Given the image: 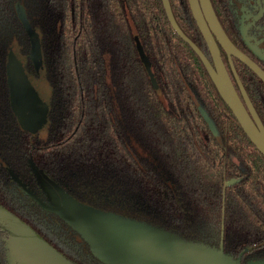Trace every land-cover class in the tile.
<instances>
[{"label": "trees", "instance_id": "trees-1", "mask_svg": "<svg viewBox=\"0 0 264 264\" xmlns=\"http://www.w3.org/2000/svg\"><path fill=\"white\" fill-rule=\"evenodd\" d=\"M19 6L50 87L42 136L20 125L9 99L12 48L36 76ZM30 160L85 203L212 245L223 222L225 251L241 263L264 257V156L161 0H0V203L75 263L104 264L10 175L43 199Z\"/></svg>", "mask_w": 264, "mask_h": 264}, {"label": "water", "instance_id": "water-1", "mask_svg": "<svg viewBox=\"0 0 264 264\" xmlns=\"http://www.w3.org/2000/svg\"><path fill=\"white\" fill-rule=\"evenodd\" d=\"M202 1L206 17L220 43L226 50L232 49L227 38L219 31L210 8L205 0ZM189 2L198 26L211 49L215 67L177 25L169 0H162L172 28L198 54L239 125L264 156V126L247 96L244 95L245 106L234 89L196 0ZM17 11L30 37L29 57L36 76L27 73L21 64L9 65V99L13 112L23 128L43 132L47 123L50 87L45 76L40 36L29 24L23 7H17ZM237 55L264 81V72L257 65L239 53ZM145 66L153 87L158 91V84L147 60ZM196 104L210 129L214 130L204 109L197 101ZM29 164L44 194L43 199L31 191L11 170H9L10 175L43 209L56 213L74 229L87 243L93 255L104 264H264V257L248 258L241 263V253L233 256L224 250L223 222H221L218 245L186 238L164 226L85 203L66 191L32 160ZM234 181H236L234 177L225 180L223 188ZM0 231L3 234L5 264H77L1 203Z\"/></svg>", "mask_w": 264, "mask_h": 264}, {"label": "flooded vegetation", "instance_id": "flooded-vegetation-1", "mask_svg": "<svg viewBox=\"0 0 264 264\" xmlns=\"http://www.w3.org/2000/svg\"><path fill=\"white\" fill-rule=\"evenodd\" d=\"M169 3L177 25L215 67L211 49L198 26L189 0H169ZM196 3L216 43L219 58L234 89L245 106L244 95L247 96L264 126V81L237 55L239 53L264 72V0H205L218 24L219 31L232 47L229 50L222 46L212 30L206 17L203 1L196 0ZM162 7L166 15L163 3ZM189 47L192 49L190 45ZM195 54L198 56L196 52ZM200 61L202 62L201 59ZM206 72L208 73L207 70Z\"/></svg>", "mask_w": 264, "mask_h": 264}, {"label": "rangeland", "instance_id": "rangeland-1", "mask_svg": "<svg viewBox=\"0 0 264 264\" xmlns=\"http://www.w3.org/2000/svg\"><path fill=\"white\" fill-rule=\"evenodd\" d=\"M11 64H14L16 66L20 65V60L18 59V50L16 48H12L11 50ZM37 131L39 134H41V136L45 133V131L43 132H41L40 130H37Z\"/></svg>", "mask_w": 264, "mask_h": 264}]
</instances>
